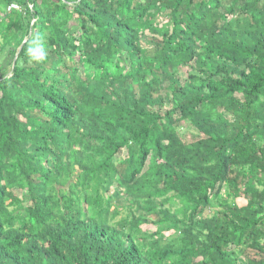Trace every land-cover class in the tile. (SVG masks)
<instances>
[{"label": "trees", "instance_id": "obj_1", "mask_svg": "<svg viewBox=\"0 0 264 264\" xmlns=\"http://www.w3.org/2000/svg\"><path fill=\"white\" fill-rule=\"evenodd\" d=\"M0 264H264V0H0Z\"/></svg>", "mask_w": 264, "mask_h": 264}, {"label": "rangeland", "instance_id": "obj_2", "mask_svg": "<svg viewBox=\"0 0 264 264\" xmlns=\"http://www.w3.org/2000/svg\"><path fill=\"white\" fill-rule=\"evenodd\" d=\"M77 24H78L77 20H74V21L72 22V25H77ZM7 61H8V59L6 58V59L4 60L3 63L6 64ZM188 71H189V68H183L182 71H181V76L184 77V78H186V77H187V74H188ZM17 193H18V194H21L22 191L17 190ZM240 203H241V205H244V204H246V200H245L244 198H243V199L241 198ZM119 218H120V217H118V219H119ZM167 234H168V235H169V234H172V231H171V232H168Z\"/></svg>", "mask_w": 264, "mask_h": 264}, {"label": "built area", "instance_id": "obj_3", "mask_svg": "<svg viewBox=\"0 0 264 264\" xmlns=\"http://www.w3.org/2000/svg\"><path fill=\"white\" fill-rule=\"evenodd\" d=\"M13 7H16V8H17V7H18V5H13Z\"/></svg>", "mask_w": 264, "mask_h": 264}, {"label": "clouds", "instance_id": "obj_4", "mask_svg": "<svg viewBox=\"0 0 264 264\" xmlns=\"http://www.w3.org/2000/svg\"><path fill=\"white\" fill-rule=\"evenodd\" d=\"M33 50L32 49H30V52H32Z\"/></svg>", "mask_w": 264, "mask_h": 264}]
</instances>
